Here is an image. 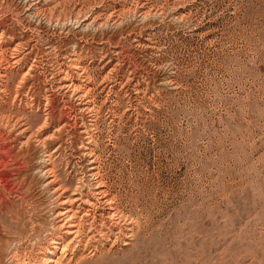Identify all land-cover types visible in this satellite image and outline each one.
I'll use <instances>...</instances> for the list:
<instances>
[{
	"label": "rangeland",
	"instance_id": "1",
	"mask_svg": "<svg viewBox=\"0 0 264 264\" xmlns=\"http://www.w3.org/2000/svg\"><path fill=\"white\" fill-rule=\"evenodd\" d=\"M0 264H264V0H0Z\"/></svg>",
	"mask_w": 264,
	"mask_h": 264
},
{
	"label": "bare ground",
	"instance_id": "2",
	"mask_svg": "<svg viewBox=\"0 0 264 264\" xmlns=\"http://www.w3.org/2000/svg\"><path fill=\"white\" fill-rule=\"evenodd\" d=\"M58 217V216H57ZM60 217V216H59ZM64 218V217H63ZM67 218V217H66ZM51 221V220H50ZM67 221H69V220H67ZM67 225V224H66ZM75 225V224H74ZM71 227V226H70ZM60 228H62V227H59V229ZM69 228V227H68ZM71 229V228H70ZM55 230V229H54ZM65 230V229H64ZM57 231H58V228H57ZM37 232H38V234L37 235H34V236H32V241H34L35 242V244H37L38 243V241H39V243H41V241L40 240H42V242H43V239H41V237H44V233H43V231L41 230V229H38L37 230ZM54 232V231H53ZM69 232V231H68ZM52 233V232H51ZM55 233V232H54ZM54 233H52V234H54ZM69 233H71V232H69ZM69 233H68V235H69ZM73 233V232H72ZM74 233H75V231H74ZM56 234V233H55ZM65 234H67V233H65ZM45 236H46V234H45ZM50 236V235H49ZM53 236V235H52ZM56 236V235H55ZM65 236V235H64ZM67 237V236H66ZM45 238V237H44ZM45 240V239H44ZM53 240V239H52ZM57 240V239H56ZM29 241V240H28ZM30 241H31V238H30ZM14 244V243H13ZM22 244V243H21ZM26 244V243H25ZM33 244V243H32ZM54 244H55V242H54ZM44 245V244H43ZM41 247H42V245H41ZM44 247V246H43ZM18 248V247H17ZM16 248V249H17ZM15 249V250H16ZM40 249V248H39ZM44 249H46V247L44 248ZM47 250V249H46ZM56 250V249H55ZM21 252V251H20ZM51 252V251H50ZM16 253V252H15ZM54 254V253H53ZM45 255V254H44ZM48 255H50V254H48ZM52 255V254H51ZM14 257V256H13ZM47 257V256H46ZM44 258V257H43ZM42 258V259H43ZM49 259V258H48ZM47 259V260H48ZM44 260V259H43ZM50 260V259H49ZM15 261V260H14Z\"/></svg>",
	"mask_w": 264,
	"mask_h": 264
}]
</instances>
